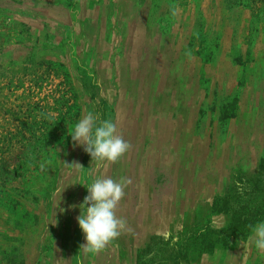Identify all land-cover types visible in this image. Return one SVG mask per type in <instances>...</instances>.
<instances>
[{"label": "rangeland", "instance_id": "374dc122", "mask_svg": "<svg viewBox=\"0 0 264 264\" xmlns=\"http://www.w3.org/2000/svg\"><path fill=\"white\" fill-rule=\"evenodd\" d=\"M88 111L131 144L99 171ZM96 175L130 231L92 254ZM238 203L264 220V0H0V264H264Z\"/></svg>", "mask_w": 264, "mask_h": 264}, {"label": "clouds", "instance_id": "9594fccd", "mask_svg": "<svg viewBox=\"0 0 264 264\" xmlns=\"http://www.w3.org/2000/svg\"><path fill=\"white\" fill-rule=\"evenodd\" d=\"M69 135L74 146H84V151L91 157L93 167L97 171L118 161L131 148L130 142L125 140L122 134H117V125L112 119L100 120L93 111H88L78 119ZM129 183L127 177L114 179L104 175H96L90 181H85L88 194L79 205L81 212L77 217L85 241L81 248L85 252H99L122 232L130 231L127 221L118 217L115 212ZM248 228L247 241H243L244 249L251 245L258 252H264V220H258L248 225ZM243 258V264H246L245 251Z\"/></svg>", "mask_w": 264, "mask_h": 264}, {"label": "trees", "instance_id": "16d2710c", "mask_svg": "<svg viewBox=\"0 0 264 264\" xmlns=\"http://www.w3.org/2000/svg\"><path fill=\"white\" fill-rule=\"evenodd\" d=\"M244 209H246V207H241L240 204L235 207H230L232 220L228 228V230H230L229 234L244 235V232H247L248 225L253 224L250 220V217H252L253 215L245 213Z\"/></svg>", "mask_w": 264, "mask_h": 264}, {"label": "crops", "instance_id": "0c3cea01", "mask_svg": "<svg viewBox=\"0 0 264 264\" xmlns=\"http://www.w3.org/2000/svg\"><path fill=\"white\" fill-rule=\"evenodd\" d=\"M83 54H84V52L81 54L80 59H79V63H78L77 66H78L79 68H85V69H87V68L83 65V63H82ZM26 57H27V56L23 54V55H22L21 57H19L17 60H25ZM84 71L86 72V70H84ZM86 75H88L87 77L91 78V76H93L94 73L90 74V71H88V72H86Z\"/></svg>", "mask_w": 264, "mask_h": 264}]
</instances>
